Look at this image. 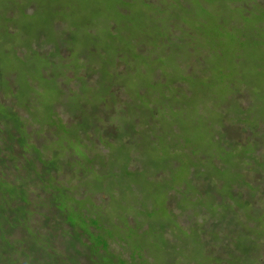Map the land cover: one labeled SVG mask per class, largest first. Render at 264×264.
Here are the masks:
<instances>
[{"label":"trees","instance_id":"1","mask_svg":"<svg viewBox=\"0 0 264 264\" xmlns=\"http://www.w3.org/2000/svg\"><path fill=\"white\" fill-rule=\"evenodd\" d=\"M146 2L152 11H142L156 27L149 33H157L179 58L167 54L151 70L120 53L109 70L106 94L92 90L91 77L103 63L97 60L90 69L70 66L77 88L64 89L70 77L62 61L69 57L60 49H76L70 40L57 41L49 54L39 52L46 63L30 70H22L26 65L17 51L10 57L21 67L15 76L1 65L7 55L0 51V264H264V152L259 151L264 135L260 127L242 125V116L251 113L237 97L244 85L229 95L237 99V110H215L223 119L210 122L223 145L212 165L181 145L191 128L185 130L175 101L186 92L183 82L189 81L192 64L199 65L196 76L212 93L205 61L216 50L196 43L193 27L206 26L215 16L220 29L238 28L239 38L249 39L244 30H264V0ZM185 39L188 45L174 46ZM138 52L132 50L128 59ZM87 56L80 54L79 64ZM138 70L143 86L123 94L115 77ZM80 85L86 87L82 95ZM137 107L134 116L140 108L148 112L143 130L152 137L148 144L135 138L143 134L141 119L130 115ZM167 123L173 124L170 130ZM177 131L183 134L178 137ZM242 131L253 138L239 139ZM176 146L180 149L170 150Z\"/></svg>","mask_w":264,"mask_h":264},{"label":"rangeland","instance_id":"2","mask_svg":"<svg viewBox=\"0 0 264 264\" xmlns=\"http://www.w3.org/2000/svg\"><path fill=\"white\" fill-rule=\"evenodd\" d=\"M161 1L165 2L166 0ZM143 9L147 12L152 11V7L149 8L146 0H0V51L7 55L1 65L13 75L14 73L18 75L21 67L22 70H30L31 65L39 68L46 63V59H41L37 54L39 52L49 54L50 50L57 48V41L67 39L77 47L75 49L74 46L70 50L67 47L60 49L62 56L69 57L62 61L65 62L63 71L68 73V77H70L67 85H63L64 89L77 88V82L70 66L73 64L82 65L90 69L93 62L97 60L103 63L98 65L96 68L98 72L91 77V81L96 82L92 90L97 94H106L112 73L109 70L114 67V62L120 53L126 57L125 61L131 62L137 67L146 65L151 67V70L156 65V61L165 62L167 54L179 58V54L169 45H166L165 41L158 40L157 33H149L150 28L154 32L155 22L153 17L149 19L143 13ZM180 15L184 16L185 13ZM167 16L160 18L165 19ZM182 26L184 27L181 22V27H178L176 32L181 34ZM193 28L196 43L202 46L207 45L216 50V53L205 61L209 67L205 79L210 83L209 89H212V93L210 90L204 89L203 80L196 76L199 65L192 64L190 67L193 68L192 72L190 69L188 72L189 81L183 82L186 92L179 93L177 95L178 100L175 99L179 104L178 110L184 115L182 123L185 125V130L186 126L191 128V134L186 132L183 136L186 139L185 142L180 140V143L187 151L194 152L198 160L207 159L212 165L214 164L212 160L216 155L222 153L223 145L217 140L220 138L218 129L217 131L209 129L210 122L217 123L219 121L221 123L223 119L219 111L215 110L222 108L223 111H229L231 114L237 110V99L235 100L229 95L234 92L232 90L239 91L240 85H244L253 94L250 96L242 86L237 96L242 102L241 105L244 108L249 106L251 110V113L242 116L244 118L242 125L248 128L254 127V129L260 127L259 134L264 135V49L260 48L262 46L260 43L264 42V30L258 27L244 30V34L249 39L242 40L239 38L240 29L234 27L231 32L220 29L217 26L215 16L206 26ZM253 36L258 41L252 39ZM186 41L187 39L182 40L181 44L174 43V46L181 49L182 46L188 45ZM134 49L139 50L138 53L146 52L147 55L140 57L136 56L137 53L133 58L128 59V55ZM15 53L23 57L26 66L16 68L18 63L10 58L14 57L13 54ZM80 54L84 56L88 54L81 64L79 61L83 58H79ZM61 60L63 59L56 58L57 62ZM183 60L185 62L190 61L187 53L183 54ZM66 61L72 64L69 65ZM128 62L125 64L126 66H129ZM177 66L175 64L176 72ZM123 67H125L124 64L121 67L118 66L117 70L120 72ZM131 71L134 70L131 69ZM132 72H126L127 76L124 78L121 74L115 77V84L123 87L121 89L123 94H127L126 88L132 89L133 93L143 86L145 77L141 75L139 70L135 73ZM167 75L170 77L167 79L170 84L171 74ZM79 89L80 95H82L86 87L80 85ZM169 94L172 97L176 95L172 90ZM0 97L3 98L2 94ZM227 98H229L228 101ZM94 102L97 104L96 100ZM137 110L138 107L131 110L130 115H133ZM20 112L23 115L26 114L25 109L20 108ZM235 116L237 117V115ZM131 118L141 119L140 126L142 127L139 126V128L143 134L135 138L140 139L144 144H148L152 137L148 130H146V134L143 131L146 129L145 124H149L147 110L140 108L137 115H133ZM227 119L229 120V118ZM124 121L126 125H131L129 124L130 121V123L133 122V120ZM166 125L168 130L173 126L170 123ZM242 133L245 132L242 131ZM181 134L183 131H179L177 136ZM250 135L245 133L243 136L239 135L238 138ZM250 137L253 138V136ZM255 140L258 139L255 138ZM174 148L180 149V146L172 147L170 150ZM259 151L264 152V147ZM255 155L258 156L259 154L255 153ZM191 163L194 164V161L189 162V165ZM228 168H225L224 171L229 175L232 171L229 166ZM241 170L243 172V169ZM186 173L187 170L184 168L178 174L177 181L179 182ZM252 176L253 174H251ZM227 179L233 180L231 176H228Z\"/></svg>","mask_w":264,"mask_h":264}]
</instances>
